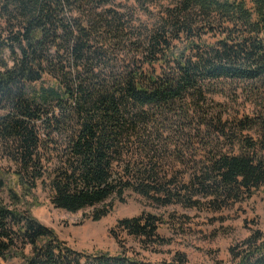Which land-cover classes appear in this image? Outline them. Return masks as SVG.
<instances>
[{
	"label": "trees",
	"instance_id": "1",
	"mask_svg": "<svg viewBox=\"0 0 264 264\" xmlns=\"http://www.w3.org/2000/svg\"><path fill=\"white\" fill-rule=\"evenodd\" d=\"M114 1L0 0V162L13 170L0 171V191L12 175L16 189L41 186L60 211L93 208L92 221L131 193L157 208L213 213L251 198L264 184V0H171L138 33L125 13L107 9ZM228 84L250 112L209 109ZM192 147L210 150L185 182L169 178L173 153ZM8 196L3 263L153 264L123 249L75 251L17 208L13 188ZM162 224L143 213L118 220L109 235L152 250L167 243ZM249 234L229 248L228 264H264V233ZM161 264L189 263L176 252Z\"/></svg>",
	"mask_w": 264,
	"mask_h": 264
},
{
	"label": "rangeland",
	"instance_id": "2",
	"mask_svg": "<svg viewBox=\"0 0 264 264\" xmlns=\"http://www.w3.org/2000/svg\"><path fill=\"white\" fill-rule=\"evenodd\" d=\"M172 2L171 0H153L152 3L144 5V8H137L132 6L130 0H115L111 6L108 5L107 9L125 13L126 20L138 33L144 29H151L154 21L170 7ZM145 7L149 10L145 11ZM235 87L234 84H228L227 88L219 92V96H215L214 99L208 98L209 109L216 108L217 102L221 103L227 112L238 114L250 112L253 107L244 102L240 90ZM215 110L223 112L221 108ZM1 115L0 111V117ZM215 146H211L210 152L215 153L219 149H216ZM221 147L223 152L232 151L228 145ZM207 150L193 149L192 147V150H180L177 151V154L173 153V158L168 160L172 167L168 170V173H171L168 174L169 178L185 182L189 171L191 172L197 166L195 164L205 159L206 153L209 152ZM179 156L183 158V162L190 161V158L195 157V162L184 165L179 161ZM0 171L5 173L10 171L11 173L13 170L7 162L2 160ZM3 177L5 186L0 191V201L8 205L12 204L8 194L9 189L13 188L17 199H19L17 208H29V213L33 218L41 225L51 229L58 240L64 241L75 251L89 254L106 252L115 255L122 252L123 249L132 258L136 257L153 264L168 261L176 252H180L186 255L189 264H228L230 247L247 239L250 230H259L264 233V184L251 198L236 203L231 208L218 210L214 213L208 212L204 206L186 208L184 205L175 204L157 208L134 193L126 194L125 203L114 202L110 214L99 221H92L90 215L93 208L75 214L60 211L50 203L47 192H44L41 186L33 190L32 193L26 191L23 193L19 187L16 189L12 175ZM143 213L162 217L164 224L160 226L158 235L166 240L165 245L144 251L134 239L123 235L116 242L109 235L110 229L118 220L130 219ZM13 263L17 262L3 263L0 260V264Z\"/></svg>",
	"mask_w": 264,
	"mask_h": 264
}]
</instances>
